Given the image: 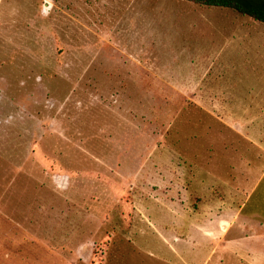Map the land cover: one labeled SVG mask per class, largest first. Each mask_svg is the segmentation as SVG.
Listing matches in <instances>:
<instances>
[{"label":"rangeland","instance_id":"374dc122","mask_svg":"<svg viewBox=\"0 0 264 264\" xmlns=\"http://www.w3.org/2000/svg\"><path fill=\"white\" fill-rule=\"evenodd\" d=\"M210 9L0 0V264H239L233 145L264 128L195 127L176 90Z\"/></svg>","mask_w":264,"mask_h":264},{"label":"crops","instance_id":"0c3cea01","mask_svg":"<svg viewBox=\"0 0 264 264\" xmlns=\"http://www.w3.org/2000/svg\"><path fill=\"white\" fill-rule=\"evenodd\" d=\"M210 7L212 18L201 22L199 37L191 40L190 57L182 65L187 73L176 80V90L205 112L199 122L202 127L264 128V32H249L241 22L246 15ZM227 11L236 16L224 17ZM226 145L208 139L209 157L227 158ZM233 146L240 152V190L246 192L240 204L239 264H264V194L255 209L247 207L249 192L264 180V142L251 138Z\"/></svg>","mask_w":264,"mask_h":264},{"label":"trees","instance_id":"16d2710c","mask_svg":"<svg viewBox=\"0 0 264 264\" xmlns=\"http://www.w3.org/2000/svg\"><path fill=\"white\" fill-rule=\"evenodd\" d=\"M196 3L202 4L204 6L212 7H223L236 11L241 15H246L253 20H256L264 25V0H192ZM186 104L191 105V110L195 112L193 120V125L195 127H202L200 125V118L202 117V111L195 109L193 103L190 100L185 101ZM194 107V109H193ZM182 109H187L183 107ZM196 112L199 115L196 116Z\"/></svg>","mask_w":264,"mask_h":264}]
</instances>
